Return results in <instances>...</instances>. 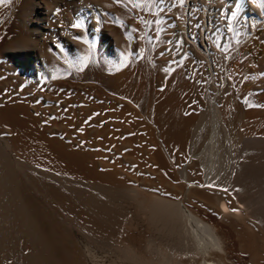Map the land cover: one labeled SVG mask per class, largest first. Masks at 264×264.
I'll list each match as a JSON object with an SVG mask.
<instances>
[{"label":"rangeland","instance_id":"374dc122","mask_svg":"<svg viewBox=\"0 0 264 264\" xmlns=\"http://www.w3.org/2000/svg\"><path fill=\"white\" fill-rule=\"evenodd\" d=\"M101 1L123 57L85 45L84 61L53 55L38 79L5 52L29 35L25 2H0V264H201L161 244L180 202L215 232L208 264H264V20L231 0ZM225 78L219 152L242 161L241 199L207 187L194 158Z\"/></svg>","mask_w":264,"mask_h":264},{"label":"bare ground","instance_id":"6f19581e","mask_svg":"<svg viewBox=\"0 0 264 264\" xmlns=\"http://www.w3.org/2000/svg\"><path fill=\"white\" fill-rule=\"evenodd\" d=\"M112 1L115 2V0ZM196 1L189 0L192 3ZM24 2L26 15L25 26L29 31V35L20 44L5 51L8 57L7 59L19 73L31 77V79H38L40 76H50V57L53 55L81 63L88 55L84 49L85 45H88V48H90L89 46H94L96 49L102 48L104 54L112 61L118 58L120 59L121 56L123 57L119 39L103 27L106 25L107 20L118 23V18L114 11L102 5L101 0H24ZM239 2L243 3V6L246 7V14H250L246 16V21L251 18L253 19V16L255 18L253 20L257 22L264 20V12L254 7L250 3V0H231L229 3L230 8H235ZM238 8H240V4ZM210 32L211 28L207 25L203 29L202 34H208ZM210 72H214V66L212 64L210 65ZM223 82V86L219 89L217 87L215 88L217 90H214L215 92L211 100L210 122L212 133L208 148H204L205 152L194 155V158L200 161L201 168L204 172V183L207 187L223 188L237 195L238 184L242 183L241 178V182L239 180V177L242 176L241 172L238 174L240 169L239 164L242 161L238 156L232 159L229 154L224 157V154L222 155L219 152V133L223 132L227 139L230 136L227 132L229 130H227L228 128L224 122L225 116L223 117L221 109V104L229 92V81L225 78ZM258 140L262 139L250 138L246 139V142H259ZM261 142L264 141L262 140ZM239 145L238 143V147L241 148ZM181 175L184 179H187L185 168L182 170ZM239 195L237 197L241 199ZM218 202L224 213L232 211V207L230 208V205L226 204L225 199H218ZM239 203L238 209L243 211L246 208L247 210V207L244 206L245 204H241V201ZM170 204L174 209H172V214L174 215V219H176V223H174L177 226L178 234L175 233L176 236H171L169 240H166L167 238H163V240L161 237V244L169 248L171 253L175 249V252L176 250L178 251L176 253L188 254L194 260L197 258L196 255L200 254L205 258L201 264H208L206 256H209L211 248L217 241V238L214 236L215 232L213 233L209 225L190 214L181 202ZM241 210H237L232 214H238V217H240ZM247 211L250 210L248 209ZM150 246L159 251V244L156 240H151ZM167 248L164 247V249ZM158 251L155 253L157 254ZM160 253L162 254V252ZM171 257L168 254L167 256H163L161 264H181L180 262L172 261Z\"/></svg>","mask_w":264,"mask_h":264},{"label":"flooded vegetation","instance_id":"af4514ba","mask_svg":"<svg viewBox=\"0 0 264 264\" xmlns=\"http://www.w3.org/2000/svg\"><path fill=\"white\" fill-rule=\"evenodd\" d=\"M151 242V241H150ZM150 245V244H149Z\"/></svg>","mask_w":264,"mask_h":264}]
</instances>
